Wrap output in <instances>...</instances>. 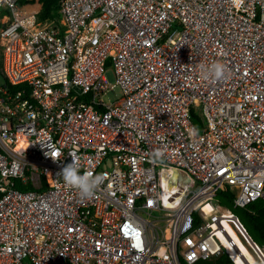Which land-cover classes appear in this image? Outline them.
I'll return each instance as SVG.
<instances>
[{
    "label": "built area",
    "instance_id": "2783aa9c",
    "mask_svg": "<svg viewBox=\"0 0 264 264\" xmlns=\"http://www.w3.org/2000/svg\"><path fill=\"white\" fill-rule=\"evenodd\" d=\"M41 8L0 0V264H196L227 252V224L264 263L215 200L264 198V0H58L44 21ZM216 62L225 79L208 75ZM73 161L102 177L90 199L59 174ZM172 170L191 185L167 189Z\"/></svg>",
    "mask_w": 264,
    "mask_h": 264
},
{
    "label": "rangeland",
    "instance_id": "374dc122",
    "mask_svg": "<svg viewBox=\"0 0 264 264\" xmlns=\"http://www.w3.org/2000/svg\"><path fill=\"white\" fill-rule=\"evenodd\" d=\"M3 15L10 16V11H7V10L0 11V17ZM1 67H2V55L0 54V69H1ZM104 77L106 79L107 84L109 85L110 90L108 92H105L102 95V99L106 104H110V103H113L114 101H116L122 97V91H121L120 87L118 86V84L116 83V77H115L114 69L111 66L110 62H107V64L105 65ZM4 81H5V77L2 74V72L0 71V83L2 84ZM194 111H195L196 117L198 119L196 121L197 131L200 132L201 129L205 127L206 120L202 114V109L200 106L197 107ZM215 200L224 203L222 198H220L219 196H217V198H215ZM211 203L214 204L215 202H211ZM229 208L231 209L232 213L239 220V222H240L241 226L244 228L246 234L249 235V237H251V239L253 240V238H252L253 229H252V226H251L250 221H249L250 219L248 216L247 209L246 208H235V207H233V205H231ZM193 215L196 216L197 213L195 212ZM225 227L228 229L229 234L236 240L237 245H238L239 249L243 252L245 260L247 263H249V264H264L263 260L260 258V256L256 252H254V250L247 244V242L245 241V239L243 237L240 238L239 235L236 233V231L233 230V228L231 226H229V224H227ZM257 244L261 245L259 243H257ZM225 248L227 249L228 253L233 255V259L236 261L237 264H245L242 259H240L236 256V253L234 250H232L231 248H228L226 246H225Z\"/></svg>",
    "mask_w": 264,
    "mask_h": 264
},
{
    "label": "trees",
    "instance_id": "16d2710c",
    "mask_svg": "<svg viewBox=\"0 0 264 264\" xmlns=\"http://www.w3.org/2000/svg\"><path fill=\"white\" fill-rule=\"evenodd\" d=\"M41 5V12L39 15V20L44 21L46 19L58 18V0H38ZM19 87L15 86L14 89ZM195 109L191 110L192 121L196 125L198 120L195 114ZM197 127V126H196ZM217 196L222 198L224 203L218 201L226 207L232 205V195L228 191V187L220 190ZM216 196V198H217ZM248 212L249 221L253 229V240L261 245H264V198L258 199L245 207ZM196 264H236L234 260L230 257L227 252H222L218 256H213L209 260H201Z\"/></svg>",
    "mask_w": 264,
    "mask_h": 264
},
{
    "label": "clouds",
    "instance_id": "9594fccd",
    "mask_svg": "<svg viewBox=\"0 0 264 264\" xmlns=\"http://www.w3.org/2000/svg\"><path fill=\"white\" fill-rule=\"evenodd\" d=\"M228 68L226 65L216 62L207 69L208 75L214 80L219 81L226 78ZM161 152L156 151L154 157H160ZM55 160V159H54ZM66 184L78 190L82 199H90L93 197L102 177L94 176L91 171L81 173L79 166L73 161L64 165L59 173Z\"/></svg>",
    "mask_w": 264,
    "mask_h": 264
},
{
    "label": "water",
    "instance_id": "95a60500",
    "mask_svg": "<svg viewBox=\"0 0 264 264\" xmlns=\"http://www.w3.org/2000/svg\"><path fill=\"white\" fill-rule=\"evenodd\" d=\"M175 183H180L179 186H176ZM165 184L166 188L172 191L180 192L184 187L190 186L191 181L182 173L177 171H168L165 174Z\"/></svg>",
    "mask_w": 264,
    "mask_h": 264
},
{
    "label": "bare ground",
    "instance_id": "6f19581e",
    "mask_svg": "<svg viewBox=\"0 0 264 264\" xmlns=\"http://www.w3.org/2000/svg\"><path fill=\"white\" fill-rule=\"evenodd\" d=\"M224 234L226 238L225 237H222V238H223V243L225 244V246L234 250L236 253V256L244 260L245 257H244L243 252L239 249L236 240L229 234L228 229L226 227H225Z\"/></svg>",
    "mask_w": 264,
    "mask_h": 264
},
{
    "label": "crops",
    "instance_id": "0c3cea01",
    "mask_svg": "<svg viewBox=\"0 0 264 264\" xmlns=\"http://www.w3.org/2000/svg\"><path fill=\"white\" fill-rule=\"evenodd\" d=\"M223 244H224V243H223ZM224 246H225V244H224ZM229 254H230V253H229ZM230 255H231V254H230ZM231 257L233 258V255H231ZM243 261H244L245 264H249V263L246 262L245 259H244Z\"/></svg>",
    "mask_w": 264,
    "mask_h": 264
}]
</instances>
